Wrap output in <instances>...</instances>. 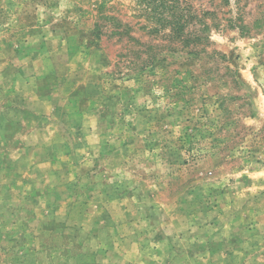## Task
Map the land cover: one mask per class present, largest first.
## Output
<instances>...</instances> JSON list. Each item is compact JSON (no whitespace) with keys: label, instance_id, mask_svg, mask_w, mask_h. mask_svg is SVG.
<instances>
[{"label":"rangeland","instance_id":"obj_1","mask_svg":"<svg viewBox=\"0 0 264 264\" xmlns=\"http://www.w3.org/2000/svg\"><path fill=\"white\" fill-rule=\"evenodd\" d=\"M159 1L0 0V264H264V0Z\"/></svg>","mask_w":264,"mask_h":264},{"label":"trees","instance_id":"obj_2","mask_svg":"<svg viewBox=\"0 0 264 264\" xmlns=\"http://www.w3.org/2000/svg\"><path fill=\"white\" fill-rule=\"evenodd\" d=\"M161 1L168 13V17L165 20L166 25L169 26L170 30V33L168 34L169 42L167 44L169 49L167 50L171 52L187 50L189 53L195 54L196 56L207 51V45L210 43L209 38L201 34V32L207 28V25L204 24L202 28L195 27L191 31L189 28L192 25L196 26L197 20L200 18L193 11L192 5L186 0ZM160 46L161 44L159 43L152 44L149 48L151 52L150 57L134 59L132 62L134 63L136 69H144L155 62L157 50L161 48Z\"/></svg>","mask_w":264,"mask_h":264}]
</instances>
